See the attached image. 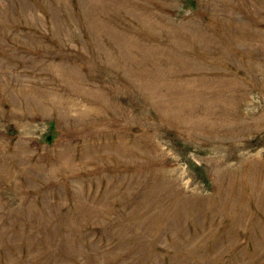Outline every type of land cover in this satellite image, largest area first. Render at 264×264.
Here are the masks:
<instances>
[{"label": "rangeland", "instance_id": "rangeland-1", "mask_svg": "<svg viewBox=\"0 0 264 264\" xmlns=\"http://www.w3.org/2000/svg\"><path fill=\"white\" fill-rule=\"evenodd\" d=\"M0 264H264V0H0Z\"/></svg>", "mask_w": 264, "mask_h": 264}]
</instances>
